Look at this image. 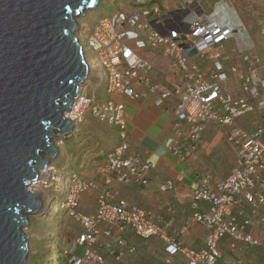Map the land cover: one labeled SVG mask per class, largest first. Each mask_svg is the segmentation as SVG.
Returning a JSON list of instances; mask_svg holds the SVG:
<instances>
[{
  "label": "built area",
  "instance_id": "built-area-1",
  "mask_svg": "<svg viewBox=\"0 0 264 264\" xmlns=\"http://www.w3.org/2000/svg\"><path fill=\"white\" fill-rule=\"evenodd\" d=\"M169 1H173L174 8ZM203 2L213 11H207ZM250 2L255 4L254 0ZM257 2L260 6L256 3V9L252 4L247 8L255 15L264 44V0ZM83 26L84 23L81 43L90 75L81 85L75 110L70 112L76 125L71 135H76L90 114L99 123L115 128L118 139L104 162L98 165L104 175L102 185L67 172L61 210L75 220L77 227L58 246L60 251L52 264H107L101 239L103 232L110 235L112 230L103 231V226L119 231L131 228L142 237L163 238L169 254L167 264H174L176 255H182L185 264H216L221 255L219 240L226 235L232 238L233 247L237 241L247 246L258 244V240L242 232L232 210L243 196L256 208L264 204V194L259 190L260 174L264 172V77L261 58L255 46L250 45L243 48L236 44L232 48L247 71H241L239 64L232 66L230 73L226 71L224 61L231 57L227 42L238 37L246 43L253 40L233 0H130L128 9L120 2L113 12L102 13L90 25L88 33L84 34ZM188 47L196 48L194 56L186 53ZM162 57L169 62L164 65L159 61ZM200 61L213 67L206 69ZM231 74L241 80L244 92L251 98L236 97L225 90L224 84ZM113 94L135 100L151 99L157 106L174 101L178 127L171 149L181 156L196 149L208 122L231 128L228 141L237 146V162L232 173L222 182L214 184L207 180L192 191L193 208L197 209L200 202L208 204L204 211L197 210L193 216L205 226L202 247L183 246L157 223L156 215L131 204L112 188L113 182L148 187L152 169L150 162L129 152L126 106L110 97ZM256 106L262 110L258 126L253 130L237 126L236 120ZM53 164L54 159L44 166L40 176L50 183L55 179ZM160 188L173 189L174 183L166 180ZM91 189L97 190L96 210L81 213L80 197ZM116 242L124 243L121 238Z\"/></svg>",
  "mask_w": 264,
  "mask_h": 264
},
{
  "label": "crops",
  "instance_id": "crops-1",
  "mask_svg": "<svg viewBox=\"0 0 264 264\" xmlns=\"http://www.w3.org/2000/svg\"><path fill=\"white\" fill-rule=\"evenodd\" d=\"M129 1H121L122 6L128 9ZM250 1L233 0L238 15L247 25L253 40L246 43L238 37L227 42L231 57L224 61V65L229 73L235 64H239L241 71H247L241 57L232 50L236 44L243 48L249 45L255 46L254 50L260 56L257 45L258 41L261 42L259 25L255 15L247 8L248 4H252L256 9V3L259 6L260 3L257 0H254L255 4ZM170 3L174 8L173 1ZM202 5L207 11H213L205 2ZM215 10L218 8L216 7ZM257 36L259 40H256ZM159 59L161 61V58ZM200 64L206 69L213 67L206 61H200ZM224 87L227 92L236 97L251 98L244 92L241 80L237 76L231 74L230 80L224 84ZM110 97L125 103L129 152L140 155L143 160L152 164L149 172L151 183L148 187L125 186L113 182L112 188L131 204L142 206L156 215L157 223L165 227L167 233L183 246L194 249L202 247L206 239L205 226L193 216L197 210L204 211L208 204L200 202L197 209L193 208L192 191L207 180L214 184L222 182L232 173L237 162V146L228 141L231 128L214 121L208 122L196 149L181 156L171 149L178 127L174 101L168 100L164 105L157 106L151 99L135 100L118 94ZM261 116L262 110L256 106L253 111L239 117L236 124L253 130L260 123ZM84 125L83 129L80 125L75 138L81 134L93 136L92 144L95 143V145L89 147L92 150L91 156L86 163L82 164L84 168L80 177L102 185L104 175L99 172L98 165L104 162L105 155L111 150V144L117 142V130L99 123L90 114L86 115ZM95 126L100 128L97 130L98 133L95 132ZM166 180H172L173 189L161 190L160 184ZM259 190L264 194V172L260 174ZM97 205V190L91 189L81 195L78 210L81 213L90 214L96 210ZM232 211L242 232L252 236L259 243L247 246L244 242L237 241L236 246L233 247L232 238L226 235L219 240L221 255L216 264H253L254 262L264 264V204L256 208L254 203L243 196L241 202L236 204ZM105 230H112L110 235H105L103 232L101 239L103 241L101 249L107 264H167L165 260L169 254L163 238L157 235L142 237L131 228L119 231L114 227L109 229L108 226H103V231ZM72 233L73 231L70 235ZM117 238L123 239L124 243L118 244ZM173 261L174 264H185V258L182 255L174 256Z\"/></svg>",
  "mask_w": 264,
  "mask_h": 264
},
{
  "label": "water",
  "instance_id": "water-1",
  "mask_svg": "<svg viewBox=\"0 0 264 264\" xmlns=\"http://www.w3.org/2000/svg\"><path fill=\"white\" fill-rule=\"evenodd\" d=\"M102 1L0 0V264H29L26 228L45 207L30 184L75 130L67 113L90 75L77 19Z\"/></svg>",
  "mask_w": 264,
  "mask_h": 264
},
{
  "label": "rangeland",
  "instance_id": "rangeland-1",
  "mask_svg": "<svg viewBox=\"0 0 264 264\" xmlns=\"http://www.w3.org/2000/svg\"><path fill=\"white\" fill-rule=\"evenodd\" d=\"M113 1V4H111L110 0H103L97 9L86 10L85 14L82 13L78 17L77 21L80 28L82 23H84V34L89 32L90 25H92L93 22L102 15V13L113 12V10L120 7V2L123 0ZM230 16H233V14L231 15L230 13ZM256 40H259V37L256 38ZM257 45L261 56V73L264 75V44L258 41ZM161 60L164 65L169 62V59L164 57H162ZM84 122L81 123L82 129L85 126ZM95 127V132L100 130L99 127ZM59 138L60 139L56 141V144L60 148V154L54 159L53 164L55 179L52 180L51 183L50 180L46 179L39 178L37 180L41 182L42 189L46 192L45 194L49 196L47 202L49 200L50 201L47 206V202H45V207L39 214L31 216V224L28 228H26L27 232L31 235V253L29 264H52L55 260V255H58V252L53 250V248L58 247L62 242H64L70 236L71 229L77 227L75 220L66 214V212L61 210V203L64 198L63 196H66L65 178L67 172L70 174L79 173L78 175H81L84 168L82 164L86 163L89 156H91L90 153L92 150L90 149V146L95 145V143L92 144L94 137L87 134H81L75 138V135L63 136L62 134H59ZM116 144L117 142H113L111 144V149H113ZM60 178H62L61 183ZM38 187L39 186L37 185L35 191L43 192L39 191L37 189ZM53 203L55 206L54 209L52 208ZM45 210L46 212L43 214Z\"/></svg>",
  "mask_w": 264,
  "mask_h": 264
},
{
  "label": "bare ground",
  "instance_id": "bare-ground-1",
  "mask_svg": "<svg viewBox=\"0 0 264 264\" xmlns=\"http://www.w3.org/2000/svg\"><path fill=\"white\" fill-rule=\"evenodd\" d=\"M87 10V9H86ZM85 10V11H86ZM81 15V14H80ZM78 26H79V23H78ZM79 35H80V38H82L81 37V32L79 31ZM82 87V86H81ZM75 109H73L72 111H74ZM67 115L68 116H70V113H67ZM44 169V168H43ZM43 169H41L40 170V176L42 177V173H44V170ZM43 171V172H42ZM62 178H60V183L62 182V180H61ZM39 186L37 189L39 190V191H43V192H40V194H41V197H42V199L44 200V202H47V200H48V198H49V196H47L45 193V191L42 189V184H41V182H39V181H33L31 184H30V188H32L31 190H34L35 191V188H36V186ZM36 192V191H35ZM47 196V197H46ZM50 201V200H49ZM49 201L47 202V204H46V206L49 204ZM51 208V207H50ZM52 208L54 209L55 208V206H54V203H53V206H52ZM46 212V210L43 212V214Z\"/></svg>",
  "mask_w": 264,
  "mask_h": 264
},
{
  "label": "trees",
  "instance_id": "trees-1",
  "mask_svg": "<svg viewBox=\"0 0 264 264\" xmlns=\"http://www.w3.org/2000/svg\"><path fill=\"white\" fill-rule=\"evenodd\" d=\"M104 158H105V157H104ZM78 172H79V171H78ZM78 174H79V173H78ZM53 250H55V251H57V252L60 251L59 247H54Z\"/></svg>",
  "mask_w": 264,
  "mask_h": 264
}]
</instances>
